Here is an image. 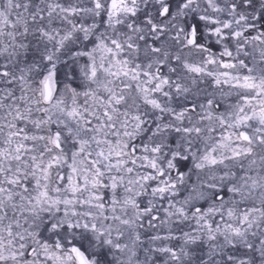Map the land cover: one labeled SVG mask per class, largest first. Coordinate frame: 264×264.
Masks as SVG:
<instances>
[{"label":"snow or ice","instance_id":"1","mask_svg":"<svg viewBox=\"0 0 264 264\" xmlns=\"http://www.w3.org/2000/svg\"><path fill=\"white\" fill-rule=\"evenodd\" d=\"M0 264H264V0H0Z\"/></svg>","mask_w":264,"mask_h":264}]
</instances>
